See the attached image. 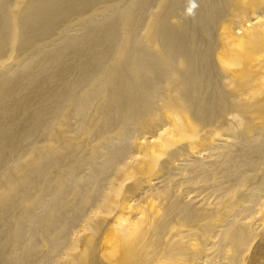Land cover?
<instances>
[{
	"label": "bare ground",
	"instance_id": "1",
	"mask_svg": "<svg viewBox=\"0 0 264 264\" xmlns=\"http://www.w3.org/2000/svg\"><path fill=\"white\" fill-rule=\"evenodd\" d=\"M165 122L99 201L129 140ZM215 135L241 146L237 190L259 192L264 0H0V264H240L246 192L197 206L143 179L159 155L211 158Z\"/></svg>",
	"mask_w": 264,
	"mask_h": 264
},
{
	"label": "rangeland",
	"instance_id": "2",
	"mask_svg": "<svg viewBox=\"0 0 264 264\" xmlns=\"http://www.w3.org/2000/svg\"><path fill=\"white\" fill-rule=\"evenodd\" d=\"M228 118L233 119V116L229 115ZM171 128L172 127L169 126L167 122H165L161 127L153 131L154 135L149 136V134H145L141 137L134 136L129 140L128 155L122 160V162L116 165L113 174H111V176L109 177V181L107 180L105 185L103 184V187L100 190L102 192H99V201L103 200L105 198L104 196L109 193L108 188L110 187V181H112V179H115V173L122 171L126 173V175L130 176V174L133 172V169L131 168L132 163L138 156H140L139 150L141 149H138L137 147L138 142L146 143L150 140H158L163 134L164 129L169 130ZM249 136V138H253V134H250ZM222 138L223 137L221 135H215L212 138L211 143L206 144L208 146L211 145L212 147L221 148V151L219 153L215 152V154H213L212 157L208 159L203 158V156L199 155L198 153L205 150V146H201L199 150H194L193 153H187L185 156L179 157L177 161L170 159L173 162L166 164L163 169H159L158 166H161L164 162H166V160L168 159L167 155L164 154L159 155L158 157L156 156L159 160L156 167L143 179L148 180L155 179L157 177H166V184H164V182L158 185L155 184L157 181H163V178H160V180L152 181L151 187L158 186L159 189L162 190V188H164L167 184L178 185L179 189L183 190L184 200L186 199L187 202L191 201L194 205L197 206L205 204H215L217 201L222 199L223 201H221L223 203V207L227 208L235 203V200L241 194L239 193L241 190L246 192L248 197L247 202L235 204L237 205L235 209L237 211L242 210L243 213L239 219L247 223L251 227V230L256 234V236L253 237L249 244L242 250L240 264H264V252H262L259 245V242L264 238V231L262 230L264 228L262 227V224L264 225V222L260 219V215L264 211V182H262L259 192H256V190L254 189L246 191L245 189L241 188V190H237L236 183H238L240 178L239 172H237L234 167L228 168V166L225 164V159L228 153L238 151L241 146L236 140H231L230 138L227 143L225 141H222ZM174 149V147L169 148L167 154ZM137 154L138 156H136ZM180 159L185 161H181ZM263 173L264 171L255 172V174H258L257 177L260 178L263 177ZM88 174H92L91 169H87L83 176H88ZM127 183L130 185L133 182L129 181ZM143 188H145V190ZM234 188L237 190V193L229 197L231 195V191L234 190ZM146 191H148V188H146V186H144V183H142L139 189L136 188L135 190H133L132 194H129L128 197L130 199V197L132 196L134 197L136 202H139L138 200H141L146 195H148L146 194ZM94 205L95 206H90L88 208V212L90 213L88 214L89 217L98 212L99 204ZM84 228L85 223H80L75 228L73 238L83 234ZM213 241L214 240L209 239L208 244ZM215 241L217 242V240ZM218 248L222 251V253H230V246H228L227 243L223 244V247L219 246ZM222 253H219V255ZM220 258L221 257H219L218 259Z\"/></svg>",
	"mask_w": 264,
	"mask_h": 264
}]
</instances>
